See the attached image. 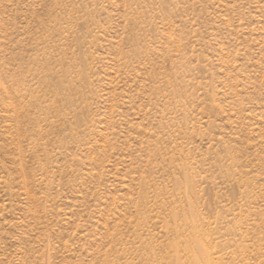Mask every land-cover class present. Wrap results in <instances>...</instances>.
I'll return each mask as SVG.
<instances>
[{
    "label": "rangeland",
    "instance_id": "obj_1",
    "mask_svg": "<svg viewBox=\"0 0 264 264\" xmlns=\"http://www.w3.org/2000/svg\"><path fill=\"white\" fill-rule=\"evenodd\" d=\"M0 264H264V0H0Z\"/></svg>",
    "mask_w": 264,
    "mask_h": 264
}]
</instances>
